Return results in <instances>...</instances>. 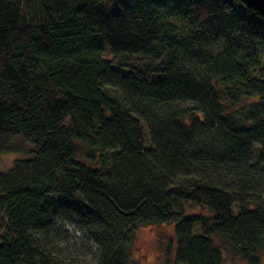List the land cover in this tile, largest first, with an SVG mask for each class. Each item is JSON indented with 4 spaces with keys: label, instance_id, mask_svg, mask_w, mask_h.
Here are the masks:
<instances>
[{
    "label": "trees",
    "instance_id": "16d2710c",
    "mask_svg": "<svg viewBox=\"0 0 264 264\" xmlns=\"http://www.w3.org/2000/svg\"><path fill=\"white\" fill-rule=\"evenodd\" d=\"M23 144L0 172V264H133L138 230L169 223V264H261L264 17L242 0H0V154Z\"/></svg>",
    "mask_w": 264,
    "mask_h": 264
},
{
    "label": "rangeland",
    "instance_id": "374dc122",
    "mask_svg": "<svg viewBox=\"0 0 264 264\" xmlns=\"http://www.w3.org/2000/svg\"><path fill=\"white\" fill-rule=\"evenodd\" d=\"M23 153H5L0 154V172L9 170L15 160L28 157L31 146L23 144ZM65 230L75 236L77 240L73 241L70 246L62 245L65 252L74 255L75 252L68 251L67 247L74 248V244L78 243L77 249L88 257V261H92L97 257L98 249L95 243L89 239H83L80 233L76 232V226L72 223H66ZM174 225L164 224L161 226H146L138 230L131 251V259L133 264H169L165 251L170 241H175ZM88 243V244H87ZM67 246V247H66ZM74 250V249H73ZM85 257V256H84ZM261 264H264V253L261 256ZM172 264V262H171Z\"/></svg>",
    "mask_w": 264,
    "mask_h": 264
},
{
    "label": "water",
    "instance_id": "95a60500",
    "mask_svg": "<svg viewBox=\"0 0 264 264\" xmlns=\"http://www.w3.org/2000/svg\"><path fill=\"white\" fill-rule=\"evenodd\" d=\"M248 7L256 10L264 17V0H242Z\"/></svg>",
    "mask_w": 264,
    "mask_h": 264
}]
</instances>
